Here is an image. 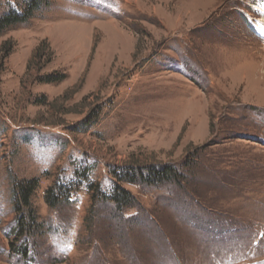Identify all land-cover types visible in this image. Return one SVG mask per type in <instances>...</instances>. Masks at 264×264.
<instances>
[{
	"label": "rangeland",
	"instance_id": "rangeland-1",
	"mask_svg": "<svg viewBox=\"0 0 264 264\" xmlns=\"http://www.w3.org/2000/svg\"><path fill=\"white\" fill-rule=\"evenodd\" d=\"M260 21L264 0H49L0 33V264H264ZM163 166L181 179L117 177Z\"/></svg>",
	"mask_w": 264,
	"mask_h": 264
},
{
	"label": "trees",
	"instance_id": "trees-1",
	"mask_svg": "<svg viewBox=\"0 0 264 264\" xmlns=\"http://www.w3.org/2000/svg\"><path fill=\"white\" fill-rule=\"evenodd\" d=\"M49 0H24L23 7L21 10L8 9L2 15H0V33L6 31L7 29L23 24L32 18L34 13L38 11L41 7L47 6ZM7 57L11 53V47H5ZM42 50L38 47L35 54ZM65 79V75H46L41 78V83L45 84H57ZM130 170L123 171L117 177L119 182H125L130 184H135L142 182V184L147 185H159L165 182L177 183L181 177L177 174L176 170L170 166H163L161 168H149L147 172L142 170H137L136 168H129ZM38 183L36 180H29L25 182H20L16 185L17 199L15 200L14 207L17 215H20L17 221L16 232L23 234L24 232H30L32 227L34 228L36 224V216L32 211L30 206V199L36 190ZM69 190L65 187L58 188V192L55 193L54 190L48 189L45 193V202L49 207H55L56 204L67 197ZM92 198L98 195L92 192ZM106 200L113 203L116 210H121L122 208H127L132 204L131 195L123 188L118 186L112 191V193L105 197ZM23 214V216H22ZM26 228L25 231L23 229Z\"/></svg>",
	"mask_w": 264,
	"mask_h": 264
},
{
	"label": "bare ground",
	"instance_id": "bare-ground-1",
	"mask_svg": "<svg viewBox=\"0 0 264 264\" xmlns=\"http://www.w3.org/2000/svg\"><path fill=\"white\" fill-rule=\"evenodd\" d=\"M258 28L261 31L260 33L264 34V21L258 23Z\"/></svg>",
	"mask_w": 264,
	"mask_h": 264
}]
</instances>
